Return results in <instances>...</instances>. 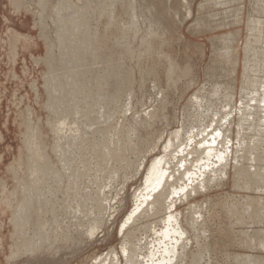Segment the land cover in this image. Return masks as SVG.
I'll return each instance as SVG.
<instances>
[{
    "label": "rangeland",
    "instance_id": "1",
    "mask_svg": "<svg viewBox=\"0 0 264 264\" xmlns=\"http://www.w3.org/2000/svg\"><path fill=\"white\" fill-rule=\"evenodd\" d=\"M91 1H92L91 3H93L94 5L88 3L90 7H92L90 8L91 9L90 13L92 12L94 13L92 14V17H90L89 22H91V24L93 25L91 30L92 32L94 30L93 34L95 35L93 36L95 37L97 43L95 42L94 37H92L93 40L91 39V41L88 42L89 44L87 43L85 45L83 44L75 45L76 47L75 46L72 47V51L69 52V48L67 51L68 45L65 42H63V40H61L63 39V33L61 32L63 29L69 31H71V29H74L72 24L70 25L68 24V22L70 23L71 22L73 23V21L76 22L75 21L76 18L73 19L74 17L67 18L62 16H66L67 14L68 17L69 15L70 16L75 15V17L77 16V18L83 17L81 13H78L79 12L78 7H76L77 9L75 8V5L77 3L78 5L81 4L79 0H66L67 3L65 7L66 9L64 8L59 13V17L60 15L62 17L61 21L63 25L61 23L58 26L55 24L56 21L54 22L52 14L50 13L52 0H46L45 3L43 4H40L39 0H0V264H90L91 257L97 256L101 253H105L110 247L113 246L118 247L119 240L121 238L119 234L120 226L125 216L131 211L133 205L132 203L133 198L130 196L140 186V183H142L144 172L147 166L149 165L150 160L154 158L156 155L159 156V154H161L160 153L161 151H159L161 150V146H162L161 143H163V141L166 139L168 133H171L172 131L179 129L180 123L182 125V123H186V121L189 122L193 120L194 119L193 117L197 114L198 110H196L197 109L196 103L191 100H188L191 99V97L193 96L192 94L197 90H199V88L204 83H207L206 86H208V88H212L214 84L217 83V81L220 84L229 82L232 79L231 78L232 76L236 79L235 101H234L235 103L233 105L234 106L238 105L240 80L243 72L244 46H245V39L248 35L247 21L248 19H252V20L259 19L261 21V24L264 22V14H262L260 10L261 7L262 9H264V0H220L221 6L219 8L213 7L212 4L213 0H185V1L137 0L139 5L137 11L138 18L135 19L134 23L138 25L137 30L139 29L138 30L139 32L137 33L129 32L128 34L124 35V34H120L121 29L119 27H118L119 29H117L116 28L117 26L116 27L107 26L106 28V25L108 23L107 22L108 17H106L105 15L100 17L99 15L100 14L99 12L103 10L102 7L104 6V4L106 5L108 0L103 1V3L102 0H91ZM207 1H209L210 4H208ZM70 2L71 3L73 2L74 4L72 3L73 4L72 5L70 4ZM200 3L203 5H201ZM97 6L99 7V9ZM123 6L124 5L115 6L112 16L116 15L115 18L119 20L132 21L131 18H129L128 13H126V11L122 8ZM214 11H218V12L221 11V16H223L221 18L222 20L221 24L220 23L217 24L215 22L213 16ZM187 12H189V14ZM76 13L82 16L78 17ZM95 13L99 15L100 21ZM141 16H143L144 18ZM94 18H97L98 20H95ZM68 19L71 20L73 19V20L66 21ZM199 19L202 21L200 22ZM197 20L199 21L198 25L196 22ZM63 21L67 23L69 27L72 28L70 29L67 26V24L66 25L64 24ZM77 21H80V19H78ZM149 23L155 25L152 28L153 30L156 31L157 29V34L155 37L152 36L150 38V43H149V39L145 36L146 29ZM64 26L67 29H65ZM56 30L58 31V33ZM59 30L61 31L59 32ZM54 31L56 32L55 34ZM228 33L229 35L231 34V37L233 35L237 38L236 42L229 46L231 50L230 48H227L222 42L223 37L225 35H228ZM59 36L61 37V39ZM255 36L257 37L260 36L261 38V35L259 34L258 35L255 34ZM142 37L147 39L148 43L147 42L142 43L140 41ZM57 41L59 43V46L61 47L58 46ZM92 41L96 44L91 43ZM113 42L115 43L118 42L117 43L118 47H116V49L114 46L115 43ZM95 45L96 46L98 45L97 49H99V51L95 50L96 48ZM92 46H95V48ZM68 47L71 48V46ZM78 47H80V49H78ZM85 47L87 48L89 47L88 49H90L91 52L94 49L95 52L98 54L97 57H95L96 54H94V52H92L93 55L90 56L91 55L90 51L88 52V50L84 49ZM255 47L262 48V46H259V43L258 45L256 44ZM62 48L67 51L69 56H67V53H65L64 50H62ZM51 49L52 51H50ZM73 49L76 50L74 54L71 53L74 52ZM128 49H130V52L128 51ZM58 50L61 52H59ZM84 50H86L87 54L88 53L89 54L87 55ZM56 51L59 52L60 55L57 54ZM100 52L102 53V55H100ZM262 52L264 53V50H262ZM80 53H83V55H81ZM132 53L134 54L132 55ZM53 54L58 59L54 58ZM61 54L62 56L63 54L67 56L65 57L66 59L64 58V56L62 57ZM70 54L73 55L77 54L80 56H73ZM226 54H229V57L230 56L236 57L234 74L231 76H230L231 67L230 65H227L225 61ZM131 55L134 58L131 57ZM49 56H52L54 60L51 57L50 59H47L49 58ZM100 56L101 58L103 57L104 59L108 57H113L114 59L112 60L113 64L112 63L111 64L112 65L117 64L116 68L117 71L119 72H115L116 71L115 65L114 68L113 67L112 68L114 69L115 72L114 74L116 75L117 73L118 75V76L116 75V77H120V78L113 80L116 83V85L119 84L120 81L121 83L123 81V84L120 83L121 87L120 84L116 86V89H118V91L116 89L113 90V88H111L112 86L110 85L106 84L108 87L105 86V83L107 82H105L104 80H103L104 83L102 82L103 78L102 77L100 78V76L102 75L100 73L110 70L109 65H111L110 62L112 61L108 59V63L106 65L107 60L100 61L102 60L99 59ZM79 57H81L82 59ZM86 57L87 58L89 57L90 59L89 58L83 59ZM75 58L76 60H74ZM77 59L78 60L80 59L79 62L83 61V63H79ZM94 59L100 62L99 63L95 62ZM260 59L263 61H261ZM102 62L105 63V66L103 65ZM256 63H257L256 76L258 80H263L264 54L259 57V60H257ZM88 64L89 66H87ZM97 64L99 65L96 68ZM101 64L102 67L104 66L102 68V70L104 71L100 69ZM51 65H54L55 67L54 66L48 67ZM92 65H94L95 67ZM90 66L92 67L90 68L92 69L91 71L89 69ZM86 67L89 69L90 74H92L91 72L94 71L93 73H95L96 77L94 74H93L94 77L92 75L89 76V72H87L88 70H86L87 69ZM70 68L71 71H69ZM93 68L96 69V72ZM170 68L171 69L173 68V72H174L171 75V77L168 76V71H169L168 69ZM49 70L51 71V73L49 72ZM214 70L216 71V74H213L211 76V73H213ZM97 71L100 72L99 73L100 76H98V78H97V74H98ZM71 73H74L73 77L68 76ZM48 74L52 76L49 77ZM65 75H67L68 78H71L72 81L69 79H65L63 80V83L59 88L56 87L58 79L60 78L63 79ZM93 78H94V82L92 80ZM209 78L211 79L208 81ZM50 79H52L53 81ZM87 81H89L91 84L89 82L87 83ZM74 82H76L77 85L79 86L77 87V89L74 90V93L70 94L68 97L71 88H73ZM96 82H98L100 86L98 85V83L96 84ZM48 84H53L55 87L53 85L52 86L56 90L62 88V94H65L68 97V100L66 97L67 101L64 102L65 104L64 107L66 109L71 110L72 108H75L74 106L78 107V105L79 106L81 105L79 107V110L82 112V109L86 105H90V104L92 105L95 102V100H96L95 103L97 105L94 106L97 107L99 105V108H94V106L93 107L91 106V108L97 109L95 114H97V111L98 114L99 112L100 114H102L103 118H101V120H98V123L102 122L99 123L100 125L99 124L97 125L96 123L97 121L96 118L97 117L99 118L100 116L98 114L96 115L97 117H95V120H94L95 114L94 116H91L92 119L90 118L89 114L86 117L84 116L81 122L83 124L81 123L79 124L80 127L79 134H82L83 136H85V138L88 137L87 141H85V144L89 143L87 147H90V145L92 144L91 145L92 147H90L91 149L89 148L90 151L88 153H86V150L83 151L85 156V158L83 157V159L89 161L91 160L90 159L91 156L94 157L98 155V153L97 154L95 153L96 155L93 154L94 144H96L94 146L96 149L98 148V152L100 149H102V146L104 145V147L109 150V155H107L108 154L107 153L105 155L102 154L103 156H100L99 153V155L96 156V158L94 157L96 160L93 157L91 158L96 162L98 158L99 160L100 157L103 158L102 161L100 160L101 164H99L100 168H102L101 170H105L104 166L108 162H109L108 164L111 163L110 168L108 164H107L108 168L106 166V169L110 170L109 172L111 173L106 171L107 173L105 174L104 173L105 171L103 172L101 170L98 173L95 172L97 170V167L95 168L96 164L93 160L90 161L94 166L95 170L93 169V171L90 172L89 180H85L86 183L84 181L83 185L85 183L86 189H88V191L90 192L89 194L90 196L91 195L94 196L97 194L98 197L94 196L97 198V199L95 198L94 201L90 199H89L90 201H87V205H88L87 206L88 208H86L87 212L88 210H89L88 213L94 212L93 214H91L92 217H94L95 215L97 216L98 213L96 212V210L98 208H96V206L98 205L95 204L97 203L96 200L98 201V203L101 200L103 201L102 198L98 200L101 194L94 193L95 190H98L96 192H100L104 189L103 187H105V189L103 190V192L105 191L104 194L107 193L108 195L107 194L106 195L109 198L110 197L111 198L110 201L109 198L106 200L105 205L108 204L107 206H104L106 211H103L104 209H102V213L105 212V214H103L105 216H103L101 212L98 214L104 218L102 219V217L100 216L102 219V223L100 225H102V227L100 226V229L98 228L97 229L98 231H96L95 235L92 236V238H95V241L93 242L92 245L85 247V249L79 251L80 253L77 252L76 254H74L75 256L67 255L65 256V258L64 255L57 256L54 258L46 256V258H41L39 259L40 261L35 262V259H32L33 257L31 258L28 257L30 254V250L28 249H30L31 247L30 246L31 242L35 241V239L37 240L38 237L53 238V239L54 237L64 238L65 235L62 234V229L65 228L63 231L64 233L66 232L65 238L69 233L70 234L72 233V235L70 234L68 235L70 238H72L73 236L75 237L77 236L76 238H78L79 234H80L79 238L81 237L83 238V236L84 238H91L90 236H87V234L83 235L84 233H82L81 235V231L78 230L79 226L77 222H75V219H73L74 220L72 221L73 223L70 221L72 218L67 215L68 209L65 206L66 205L64 201L65 195L63 194L64 185L62 186V183L58 186L59 190L54 191V193H50L49 189L44 187L43 182L39 183L40 185H38L37 189L35 188V183L34 185L32 184V182H36L37 179L36 175L39 173L40 165L43 164L42 160L45 161L44 163L49 165L44 174L45 179L47 181L49 180L50 186L55 184L50 176V173L52 172L53 168L57 166V159L55 154L53 153V147L56 142L57 136L54 129L52 128V125L54 122H57L58 116L52 113L48 108V103L51 97L50 89H47ZM96 85H98L99 87H97ZM92 86L95 89H93ZM104 86L106 88H104ZM89 87L95 93L92 92L93 94L92 93L90 94L89 92H91L92 90L89 89ZM102 88H104L105 90H102ZM110 89H112V91L114 92L116 91L117 92L115 93V95L113 94L114 92L112 93L113 96L111 98L113 100L112 103L111 102L108 103L107 101H105L108 104L107 106L105 103L100 102L101 97L98 96H100V94H104L106 90H108L107 92L109 91L111 92ZM56 90L54 92H56ZM121 91H123V93H121ZM87 92L88 94L86 95ZM97 93H99L98 96H96ZM127 94L128 95L131 94L130 100ZM92 95H94V97H92ZM90 97H92L91 99H93V101L90 100ZM114 97L118 101H116ZM127 97L129 102L127 100ZM109 104L110 107L114 104L116 106L114 105V109L112 107L109 108ZM126 104L128 105L127 108L129 107L128 108L129 110L126 109L125 106ZM102 105L106 106L107 111ZM129 105L132 108L131 110ZM191 106L194 109H192ZM100 107L101 110L105 109V111H99L98 109H100ZM116 107L117 109H115ZM108 108L110 109V112L111 110H113L114 113L111 112L112 115L108 113L109 112ZM118 108H120L121 110ZM94 109L92 110L94 111ZM115 110H117L118 112ZM93 111L89 113L93 115ZM148 112L150 114H148ZM107 113L111 117H108L109 115ZM145 113H147V116L148 115L152 116L153 114H156L157 117L151 119L152 123L150 122V120H145L143 118L137 117V116H143ZM114 114L117 115L115 116ZM107 117L111 119L107 120ZM123 117L127 120H124ZM102 119L106 123H104ZM134 119L137 120L136 124L133 123L135 122ZM90 120H93L95 122H93L92 125L91 123L89 125V123L88 122L86 123V121L90 122ZM138 120H140L141 122ZM118 121L121 122V123L119 122L120 123L119 125L117 123ZM144 121H147V123L146 122L144 123ZM127 122H131V123H127ZM109 123H111V125ZM80 125L82 126L86 125L88 128L87 127L85 128L84 126L82 127ZM108 125L111 126L110 129H107ZM113 125L114 126L117 125L118 127L117 126L114 127ZM120 125L122 128L120 127ZM130 125L132 126L130 127ZM90 126L94 128V131L93 129H91L90 131ZM105 126L107 128H104ZM126 126L129 130L127 133L125 131L127 130ZM112 127H114L115 130H117V128L119 129L118 131H115L116 137L114 136V132H113L114 130ZM132 127L137 129L139 134L136 132L135 129H134L135 131L133 129H131L130 131V128ZM101 128L107 129L108 132L107 130H105L106 132L105 131L102 132ZM83 129H85L86 131L84 132ZM98 129L99 130L101 129L100 130L101 132ZM120 130L123 132L121 133ZM82 131L86 133L87 136L84 135ZM119 131H120V135H118ZM132 131L136 133L134 132L132 133ZM90 132L92 133V135ZM110 132L111 134H109ZM107 133L109 134V137ZM101 134H103V136L105 134L106 135L105 137H107V139L101 136ZM126 134L130 136H127V138H125L126 136L124 135ZM136 135H139L141 139L143 138L142 141L140 137L139 136L137 137ZM110 136L111 137L114 136V137L111 138ZM118 136L121 139L118 138ZM132 136H134L133 137L134 140ZM91 138L93 139L92 141ZM100 138L101 141L99 145ZM116 138L119 139L118 143L116 142L117 141ZM105 139L106 142L102 141ZM111 139H113L114 141H112ZM127 139L128 141L131 140L130 143L127 142ZM137 139L140 141H138ZM155 142H157L158 145L157 149L155 151L152 150L153 152H149L148 149L154 146L156 144ZM132 143H134L136 146L134 144L132 145ZM112 144L114 146L118 145L117 147L118 148L120 147V149L117 148L118 149L117 151L116 147L114 148ZM122 144L125 146H122ZM130 144L133 147H137L141 151L139 152L137 148L131 147ZM253 146H254L253 144H250V140L246 139V145L244 144V150L242 154L241 166L237 168V170L240 172V176L242 177L241 180L243 181V184L245 183L244 186H247L248 188L247 187L240 188L234 186V182H232L234 180L233 178L234 170L231 167L228 180L220 183L217 182L211 190L203 193H199V195H194L188 202H184L179 205L180 211H182V213H184L185 216L187 215V210H188L187 208L189 207V204L200 203L199 205L202 206H205L206 204V208H210L211 222H212V224L210 225V230H211L210 236L216 239L215 243L213 244L214 250L212 251L213 253L211 255L212 259H210L212 260L213 264H228V263L233 264L234 263L233 260L231 259L230 261L231 257L229 258L226 255L250 253L249 252L250 249H246L245 247L241 248L240 245H237V243L240 244V242H242L243 244L249 245L250 242L249 239L247 238H254L252 236L253 229L254 230L264 229V222L258 223L257 221L255 222L252 219L250 220L249 218H244L243 220L239 221L234 215L231 216L230 214H228L225 208V206H229L232 202H235L236 200L237 201L239 200L242 203L244 201V198L245 201L248 202L249 200L246 199L255 198V196L261 197L264 200V189L260 188L261 184L258 180L259 177L253 175V169L254 168L259 169L260 165L264 164V144L259 149H256V151L255 149H253L254 148ZM121 147H123L127 152H124V150L122 151ZM38 149L43 153L42 160L36 158L35 156ZM119 150L122 153H120ZM260 150L261 153L258 154ZM111 152L118 156L116 155L114 156L113 154H111ZM117 152H119V154H117ZM87 154L89 157L87 156ZM110 155L111 157L109 158L111 159L109 161L107 160V163L105 164L106 159H109L108 156ZM126 156L130 158L126 160L125 159ZM112 157H114V159ZM119 160H121L120 163H118ZM125 162L127 163V165H125L126 164ZM128 162L132 163L131 164L132 167L130 168L131 170L128 169L127 167V166L130 167L129 165L130 163L128 164ZM250 163H252L253 166L250 165ZM251 166L253 168H251ZM122 168H124L125 170H123ZM112 172L113 173L115 172L114 175L112 174ZM131 172H133V174ZM93 175L96 176L97 178L94 177ZM107 176L108 177L111 176L110 179H108ZM113 176H115V178L117 176L118 177L117 180L116 179L112 180ZM95 180H96L95 183L97 184L93 182ZM97 180L99 182H97ZM110 180L112 182L115 180V182L113 183L109 182ZM87 181L89 185L87 184ZM107 181L109 183H107ZM104 184L106 185L102 186ZM232 184L234 187L232 186ZM85 185L82 186L81 189L82 193H84L83 189L85 188L83 187H85ZM99 187H100V191H99ZM40 188H42V190ZM134 188L136 189L134 190ZM38 190H40L39 191L40 193L42 191V193L39 194ZM26 191L29 194H27ZM88 191L86 190V192ZM91 192L94 194H91ZM112 196L114 197L113 199ZM36 197L39 198L41 197L40 199H42L43 202L47 200L46 205L42 203L43 205H41L40 208L41 210L35 207L34 201ZM119 197H122L123 199L125 198L124 201L122 202L123 207L122 209H120V211L119 209H117L119 206V200H120ZM76 198H78V196ZM76 198L72 200L71 207L73 206L74 208H76L77 205L76 206L74 205L76 203H79L80 199L79 198L76 199ZM74 200H77L78 202L77 201L74 202ZM73 202L75 204H73ZM110 205L111 207H109ZM244 205L245 204L243 203L241 208L242 207L244 208ZM90 208H92V210ZM18 211L20 212L19 214ZM203 212H205L204 209ZM206 214L204 213V215ZM67 216L70 218H68ZM96 216L95 218L99 217ZM89 217L90 216H88L85 219L83 218L84 222ZM187 218L189 219L188 216ZM68 221L69 224L67 223ZM42 223L44 224L43 227L41 225ZM63 223L64 224L66 223L65 224L66 226L64 228H63L64 226ZM67 224L69 225V227L67 226ZM72 224H73V229L71 230ZM74 224L76 228L78 227L77 232L75 230L76 228H74ZM56 226L59 229L60 226H62L61 230H59ZM58 232L61 234H58ZM246 232H248L249 234L251 233V236L246 234ZM52 245L55 246L56 244L55 245L52 244ZM23 250L25 252H23ZM14 253L16 255H13ZM256 254L264 255V251L257 252ZM62 258H64L63 261Z\"/></svg>",
    "mask_w": 264,
    "mask_h": 264
},
{
    "label": "bare ground",
    "instance_id": "2",
    "mask_svg": "<svg viewBox=\"0 0 264 264\" xmlns=\"http://www.w3.org/2000/svg\"><path fill=\"white\" fill-rule=\"evenodd\" d=\"M45 1L46 0H39V3L43 4V3H45ZM79 1L81 4L78 5L79 2L77 1L78 3L76 4L77 6L75 5V8L78 7L79 12L77 10L76 11L78 13H81L83 15V17L77 18V16L75 17V15H73V16L69 15V17H68L66 13H64V14H66V16H62V17H67V18H70V17L73 18L74 17L73 19L76 18L77 20L80 19V21H77L75 19L76 22L73 21V23L68 22V24H70V25L72 24L74 29H71L72 27H69L68 24L63 21L65 25L67 24V26L71 29V31L63 29L64 31L62 30V32H61V33H63V39H61L60 36L59 37L68 46H71V48L67 46V51L69 48V52L72 51V47H74L75 45L87 44L88 42L91 41V39L93 40L92 37H94L93 35H95V34H93L94 30H93V32L91 30L93 25L91 24V22H89L90 17H92V14L94 13L92 11H91L92 13H90V10H91L90 8H92V7H90V5L88 4V3H91L92 1L91 0H90V2H89V0H79ZM103 1H105V0H102V3H103ZM182 1H185V0H182ZM207 2H208V4H210L209 1H207ZM72 3L70 2V4H72ZM66 4H67L66 0H52V2H51L50 13L52 14L54 22L56 21L55 24L57 26L62 23V21H61L62 17H61V15L59 17V13L66 7ZM212 4H213L214 8H216V7L219 8L221 6V1L220 0H213ZM91 5H94V4L91 3ZM117 5H120V6L124 5L122 8L126 11V13H128L129 18H131L132 21L119 20V19L115 18L116 15L112 16L114 8ZM201 5H203V4H201ZM138 7H139V5H138L137 0H108L106 5L104 4V6L102 7L103 10H101V12H99L100 14L99 13L98 14L100 15V17L103 15L108 17V21H107L108 23L106 25V28H107V26L108 27H110V26L116 27L117 26L116 27L117 29H119V28L121 29L120 34H124V35L128 34L129 32L137 33V32H139L138 31L139 29L137 30L138 25L134 22H135V19L138 18V15H137ZM95 8H96V6H95ZM95 8H94V10H95ZM98 9H99V7H98ZM71 10H72V8H71ZM260 10H261V13L264 14V9H262V7L260 8ZM78 13H76L78 15V17L82 16ZM101 13H103V14H101ZM187 13L189 14V12H187ZM68 14H69V12H68ZM190 14H191V12H190ZM96 15H94V16H96ZM99 15H97V16H98V19L100 21ZM213 16H214L215 22L217 24H219V23L221 24V22H222L221 18L223 17V16H221V11L220 12L214 11ZM141 17H143V16H141ZM94 19L98 20L97 18H94ZM94 19H92V20H94ZM64 20H65V18H64ZM69 20H71V19H68L66 21H69ZM41 21H42V19H41ZM201 21L202 20H200V22ZM94 22H97V21H94ZM196 22L198 25L199 21L197 20ZM263 24H264V22L261 24V21L259 19H254V20L248 19V21H247L248 35L245 39L243 72H242V77L240 80L238 105H236V106L233 105L235 103L234 101H235V88H236V85H235L236 82L235 81H236V79L231 76L234 74V69H235V65H236V57H232V56L229 57V54H226L225 61H226L227 65H230V67H231L230 76L232 79L230 78L231 80L229 82L223 83V84H220L217 81V83H215L212 88H208V86H206L207 83H204L199 88V90H197L196 92H194L192 94L193 96L191 97V99H188V100H191V101L196 103V105H197L196 110H198L197 114L193 117L194 118L193 120H191L189 122L186 121V123H182V125L180 123L179 129H176V130L172 131L171 133H168L166 139L165 140L163 139L164 141H163V143H161V145H162L161 150H159V151H161L160 152L161 154H159V156L156 155L154 158H152L150 160V163L147 166V168L145 167L146 170H145L143 178H142V183H140L139 187L137 186L138 187L137 189L134 188V190L135 189L136 190L130 196L133 198L132 199L133 205H132L131 211L125 216V218L122 221V224L120 226L119 234H120L121 238L119 240L118 247H116V246L110 247L105 253H101L97 256L91 257L90 258V264H213L212 260H210V259H212L211 255L213 253L212 251L214 250L213 244L215 243L216 239L212 238V236H210L211 235L210 225L212 224L210 208H206L205 203H204L205 206L199 205L200 203L199 204H189V207L187 208L188 209L187 215L185 216V214L182 213V211H180L179 205L181 203L188 202L192 198V196H194V195H199V193H203V192L211 190L217 182L220 183V182H224V181L228 180L231 167L234 170V173H233L234 180L232 181V182H234V186L240 187V188L247 187V186H244L245 183L243 184V181L241 180L242 177L240 176V172L237 170V168L241 166L244 144L246 145V139H249L250 144L254 145L253 149H255V151H256V149H259L264 144L263 143V141H264V79L258 80V78L256 76V74H257V66H256L257 63L256 62H257V60H259V57L264 54L262 52V50H264V25ZM62 25H63V23H62ZM201 25H204V24H201ZM154 26L155 25L149 23L147 26V29H149V30L146 29V35L145 36L149 39V43H150V38L152 36L155 37L157 34V29H156V31L152 29ZM199 27H200V25H199ZM61 28H63V27H61ZM65 29H67V28L65 27ZM60 31L61 30H59V32ZM55 33L56 32L54 31V34ZM57 33H58V31H57ZM143 34H145V33H143ZM231 34L229 35V33H228V35H225L222 39L223 44L227 48H230L229 46L231 44L235 43L237 40V38L235 36L232 35V37H231ZM255 34L261 35V38H260V36L259 37L255 36ZM157 38H158V36H157ZM55 39H56V37H55ZM94 39H95V37H94ZM140 41L142 43H146L147 39L142 37ZM95 42H96V39H95ZM57 43H58V41H57ZM91 43H94V42L92 41ZM96 43H94V44H96ZM113 43H115V42H113ZM117 43L118 42H116L114 44L115 49H116V47H118ZM258 43H259V46H262V48H256L255 47L256 44L258 45ZM62 44H60V45H62ZM58 46H59V43H58ZM95 46H92V47L95 48ZM59 47H61V46H59ZM97 47H98V45L96 46L95 50L99 51V49H97ZM88 48L85 47L84 49L88 50V52H89L90 49H88ZM128 48H129V46H128ZM74 49H76V48H74ZM78 49H80V47H78ZM100 49H102V48H100ZM130 49H128L129 52H130ZM62 50H64V49L62 48ZM82 50H83V47H82ZM86 50H84V51L87 54ZM95 50L93 49L92 52H94V54H96L95 57H97L98 54L95 52ZM230 50H231V48H230ZM236 50H237V48H236ZM50 51H52V49ZM67 51L64 50L65 53H67ZM75 51L76 50H74V52H71V53L74 54ZM126 51H127V49H126ZM59 52H61V51H59ZM59 52H57V54L60 55ZM92 52L90 51V53H91L90 56L93 55ZM83 53H80V54L83 55ZM73 54H70V55H73ZM133 54L134 53H132V55ZM100 55H102L101 52H100ZM132 55H131V57H133ZM53 56H54V54H53ZM61 56H62V54H61ZM63 56L65 58L69 55L67 53V56H65L64 54H63ZM73 56H80V55L75 54ZM110 56H112V55H110ZM50 57L52 58V56H49V58H47V59H50ZM54 58H57V57L54 56ZM76 58H78V57H76ZM76 58L74 60H76ZM79 58H81V57H79ZM88 58L86 57L83 59H88ZM99 59H102L100 61H103V60L106 61L107 60L106 65L108 63V59L111 61L114 60L113 57H108V58L104 59L103 57L101 58V56L99 57ZM60 60H62V59H60ZM79 60L77 59L78 62H79ZM62 61H64V60H62ZM91 61H89V62H91ZM261 61H263V60H261ZM78 62H77V65H78ZM95 62H98V61L95 60ZM75 63H76V61H75ZM79 63H83V61H81ZM84 63H85V61H84ZM111 63L113 64V61L110 62V64ZM112 64L109 65L110 70H108L106 72L104 70H102V68L105 66V63H103V65H104L103 67L101 64L100 69L104 72L100 73L97 71V73H98L97 78H98V76H100V74H102L100 76V78L101 77L103 78L102 82L104 80L105 82H107V83H105V86L110 85V86H112L111 88H113V90H114V89H116V86L121 83V81L117 85L114 82L113 79H118L120 77H116L117 73H116V75L114 74L115 72H119V71H117V68H116L117 64H114L115 69H116L115 72L113 69L114 65H112ZM98 65L99 64L96 65V68ZM52 66H54V65H51L48 67H52ZM84 66H86V65H84ZM84 66H82V67H84ZM87 66H89V64ZM92 66H94V65H92ZM75 67H76V65H75ZM90 68H92V67L90 66L89 69ZM74 69H76V68H74ZM89 69L88 68L86 69V70H88L87 72H89ZM91 70L92 69H90V71ZM94 70L96 72V69H94ZM168 70H169L168 76L171 77V75L174 73L173 68L172 69L170 68ZM69 71H71V68ZM49 72L51 73L50 70H49ZM93 72L94 71L91 72L92 74H90V72H89V76L92 75L94 77L95 73H93ZM121 73H122V71H121ZM213 74H216L215 70L213 71V73H211V76ZM48 75H49V77L52 76L50 74H48ZM68 76L73 77L74 73H71ZM68 76L65 75V77L63 79L62 78L58 79L56 87L59 88L61 86V84L63 83V80H65V79H69L72 81V79L68 78ZM76 76H77V74H76ZM53 77H54V75H53ZM95 77H96V75H95ZM208 77H209V75H208ZM210 79L211 78H209L208 81ZM50 80H52V79H50ZM92 80L94 82V78ZM89 81H87V83ZM98 82H96V84ZM99 83H98V85H99ZM121 84H123V81ZM121 84H120V87H121ZM52 85L53 84H48V88H47V89H50V93H51L50 101L48 103V108L52 113H54L58 116L57 122H54L52 125V128L54 129L56 136H57L56 142H55L54 147H53V153L55 154L56 159H57V166L53 168L52 172L50 173V176L56 185L53 183L54 185L50 186L49 180L47 181L44 177V174H45L49 165L44 163L45 161L42 160L43 153L39 149L36 152L35 156H36V158H39L40 160H42L43 164L40 165L39 173L36 175V177H37L36 182H32V184L34 185V183H35V188L37 189L38 185H40L39 183L43 182L44 187L48 188L50 193H54V191L59 190L58 186L62 183V186L64 185V190H63L64 192L63 191L62 192L65 195V200H64L65 204H66L65 206L68 209L67 215L72 218L70 221L72 222V221H74L73 219H75V222H77V224L79 226L78 230L81 231V235H82V233H84L83 235L87 234V236H90L91 238H84V236H83V238L82 237L79 238L80 234H79L78 238H76L77 236L76 237L73 236L75 238H73V237L70 238L68 236L70 233L67 235V237H69V238H67V237L65 238L66 232L64 233L63 231L65 229L64 227L66 226L65 225L66 223L65 224L63 223L64 229H62V234L65 235L64 238L63 237L62 238H55L54 237V239H53V238H42V237L39 238L38 237L37 240L34 238L35 241L31 242V244H30L31 247H30V249H28V250H30V254L28 257L29 258L33 257L32 259H35V262L40 261L39 259H41V258H46V256L54 258L57 256L64 255V258H65V256H67V255H74L77 252L85 249V247L92 245L93 242L95 241V238H92V236L95 235L96 231H98L97 230L98 228L100 229V226L102 227V225H100V224L102 223V219L104 218L98 214L100 212L102 215L105 214V212L102 213V209H104L103 211H106L104 206L108 205V204L107 205H105V204H106V200L109 198L107 196L108 194L107 193L104 194L105 191L103 192L105 187H103L104 189L102 191H100V187H99L100 192H96L98 190H95L94 193H98V194L100 193L101 196L99 195L100 198L98 200H100L102 198L103 201L101 200L98 203V201L96 200L97 203H95V204L98 205V206H96V208H98L96 210V212L98 213L97 216H99V217L101 216L102 219H101V217L100 218L98 217L99 219L95 218L96 215L94 217H92L91 214H93L94 212L88 213L89 210L87 212V209H86V208H88L87 207L88 206L87 201H90V200L94 201V199L96 197H98V195L97 194L94 195L96 197H94L92 195L90 196L89 195L90 192L88 191V189H86V185H85L86 181L85 180H89L90 172L93 171L94 166L90 162L93 160L91 158L93 156L90 157L91 160H89V161L84 160L83 157L85 158V156H84L83 151L86 150V153H88L90 151L89 148L92 147L91 146L92 144L90 145V147H87L89 143L85 144V141H87L88 137L85 138V136H83L82 134H79L80 133L79 132V130H80L79 124L82 122L84 116L86 117L88 114H89L90 118H91V116H94V114L96 113V110H97L94 108H99V105L97 107H95L97 105L95 103L96 102V100H95V102H94L95 104L93 103L92 105L91 104L86 105L82 109V112L79 110V107L81 105L80 106L78 105V107L74 106L75 108H72L71 110L66 109L64 107L65 106L64 102L68 100L69 95L73 94L74 90L77 89V87L79 85H77V83L74 82L73 88H71V91L69 92L68 97L65 94H62V88L56 90L54 88L55 86L53 85L54 86L53 87ZM98 85H96V86L99 87L100 85L99 86ZM105 86H104V88H106ZM92 88L95 89L93 86H92ZM104 88H102V90H105ZM89 89H91V88L89 87ZM55 90H56V92H54ZM110 90H111V92L110 91L107 92L108 90H106L105 91L106 93L104 92V94H100V96H98L99 93L96 94V96L101 97L100 102L105 103L107 106H108L107 102L112 103V101H113L111 98L113 97L112 93L114 91H112V89H110ZM116 90L118 91V89H116ZM88 92L86 93V95L88 94ZM92 92H94V91L92 90L89 93L91 94ZM116 92H114L113 94L115 95ZM121 93H123V91H121ZM78 95H79V93H78ZM130 95L127 94V96H129V100H130ZM66 97H67V100H66ZM86 97H89V96H86ZM92 97H94V95H92ZM92 97H90L91 101H93V99H91ZM114 99H115V97H114ZM80 100H83V99H80ZM127 100H128V97H127ZM129 100H128V102H129ZM105 101H107V102H105ZM116 101H118V100H116ZM71 103H72V101H71ZM82 103H83V101H82ZM189 103H191V102H189ZM88 104H89V102H88ZM127 104L125 105L126 109L129 108V107L127 108V106H128ZM114 105L111 106L113 109H114ZM91 106L92 107L94 106V108H91ZM101 107H100V109H98L99 111H105V109L107 111L106 106H103L105 108L103 110H101ZM111 107L109 104V108H111ZM109 108H108V110H109L108 113L110 115H112L111 112L112 113H114V112H113V110H111V112H110ZM92 109H94V111ZM115 109H117V107ZM118 109H120V108H118ZM131 109L132 108L130 106V110ZM192 109H194V108L192 107ZM91 111H93V115L91 113H89ZM115 111H117V110H115ZM149 112H148V114H150ZM195 113H196V111H195ZM97 114H98V111H97ZM97 114H95L94 120H95V117H97L96 116ZM98 115H100V116H99V118L97 117L98 119L96 118L97 125L99 123H102V122L98 123V120H101V118H103V116H102V114H100V112ZM110 115L108 117H111ZM108 117H107V120L111 119ZM124 117H123V119L127 120ZM137 117L143 118L145 120H150V122L152 123L151 119L157 117V115L153 114L152 116H149V115L147 116V113H145L143 116H137ZM164 120H166V119H164ZM134 121L135 122H133V121L132 122L136 124L137 120L134 119ZM138 121H140V120H138ZM87 122L89 123V125H90V123L92 125V123L95 121L90 120V122L86 121V123ZM119 122L120 121L117 122L118 125L121 123V122L120 123ZM145 122L147 123V121H144V123ZM50 123H52V122H50ZM104 123H106V122L104 121ZM127 123H131V122H127ZM81 124H83V123H81ZM109 124L111 125V123H109ZM86 125L85 126L83 125V126L86 128L87 127ZM137 125H139V124H137ZM80 126H82V125H80ZM115 126H117V125H115ZM131 126L132 125H130V127ZM94 127H97V126H94ZM110 127L111 126L108 125V128L106 126L104 128L110 129ZM114 127H112V128L114 130L113 132H114V136H115V131H118L119 129L117 128L118 126L116 127L117 130H115ZM120 127H121V125H120ZM98 128H100V127H98ZM104 128H101L102 130L101 129L100 130L102 132L107 130ZM126 128H127V126H126ZM91 129H93V131H94V128L90 126V131H91ZM131 129L134 130L135 128H133V127L130 128V131H131ZM83 130H84V132L86 131L85 129H83ZM135 130L139 134L137 129H135ZM120 131L118 132L119 133L118 135H120ZM125 131L127 133L129 131L128 128ZM134 131H132V133ZM107 132H108V130H107ZM122 132L123 131H121V133ZM136 132H134V133H136ZM129 133H131V132H129ZM109 134H111V132ZM109 134L107 133L108 137H109ZM84 135H86V133H84ZM91 135H92V133H91ZM101 136H103V134H101ZM105 136L106 135L104 134L103 137H105ZM114 136H112V137H114ZM124 136H126L125 138H127V136H130V135L126 134ZM136 136L138 137L139 135H136ZM136 136H135V139H136ZM89 137H91V136H89ZM133 137L134 136H132V138ZM92 138H91V141L93 140ZM95 138H97V137H95ZM105 138L107 139V137H105ZM118 138H120V137L118 136ZM118 138H116L117 141L115 140L117 143L119 140ZM106 139L102 140V141L106 142ZM113 139H111V140L114 141ZM140 139H141V137H140ZM142 139H141V141H142ZM133 140H134V138H133ZM157 140H158V137H157ZM100 141H101V138L99 140V145H100ZM130 141L131 140L128 141V139H127L128 143H130ZM138 141H140V140H138ZM157 142H155L156 144L154 143L155 144L154 146H152L150 148L148 147L149 152H153L152 150L155 151L157 149V146H158ZM144 143H145V141H144ZM133 144L134 143H132V145ZM140 144H141V142H140ZM94 145H96V144H94ZM94 145H93V154L98 153V155H99V153H100V156H103V155L108 153L107 155H109V150L107 148H105L104 145L102 146L103 150L100 149L99 152H98V148L96 149ZM132 145H131V147H133ZM117 146L113 145V147L114 148L116 147V149L118 148ZM119 146H120V144H119ZM122 146H125V145L122 144ZM127 147H130V146H127ZM121 148H122V151L124 150V152H127L123 147H121ZM133 148H137V147H133ZM118 149H120V147ZM118 149H117V151H118ZM101 150H102V152H101ZM132 151H131V153H132ZM140 151L141 150H139V152ZM119 152H120V150H119ZM119 152H117V154H119ZM120 153H122V152H120ZM259 153H261V150L258 152V154ZM90 154H92V153H90ZM111 154H113L114 156L116 155L112 152H111ZM148 154H150V153H148ZM252 154H253V152H252ZM258 154H256V155H258ZM98 155H96V156H98ZM126 155H128V154H126ZM87 156H88V154H87ZM96 156H94V157L96 158ZM116 156H118V155H116ZM134 156H136V155H134ZM109 157H111V155L108 156V158ZM112 158L114 159V157H112ZM128 158H130V157L126 156L125 159L127 160ZM87 159H89V158H87ZM110 159L111 158L106 159V162L104 160L105 164L107 163V160L109 161ZM95 160H93L96 164L95 168L97 167V170H98V171L96 170L95 172L98 173L102 169V168H100L99 164H101V161L103 160V158L100 157L101 161L99 160V158H98L97 162ZM120 161L121 160H119L118 163H120ZM123 162H124V160H123ZM130 162H128V164ZM102 164H103V162H102ZM107 164L105 166L103 164L105 170H101L103 172L105 171L104 172L105 174L107 173L106 171H108V172L110 171V170L106 169ZM110 164H108L109 168H110ZM131 164L132 163L129 164L130 167L127 166L128 169H130L132 167ZM58 165H59V168H58ZM125 165H127V163ZM248 165H249V163H248ZM250 165L253 166L252 163H250ZM108 166H107V168H108ZM252 166H251V168H253ZM120 167H122V166H120ZM248 167H250V166H248ZM119 169H121V168H119ZM122 169L125 170L124 168H122ZM120 171H122V170H120ZM138 171H139V169H138ZM109 173H111V172H109ZM114 173L112 172L113 175H114ZM131 173L133 174V172H131ZM31 175H32V173H31ZM253 175L259 177L258 180L261 184L260 188L264 189V164L260 165L259 169L254 168L253 169ZM94 177H96V176H94ZM110 177H108V179H110ZM125 177H127V176H125ZM130 177H131V175H130ZM117 178H118L117 176H116V178H115V176H113L112 180L113 179L117 180ZM91 180H94V179H91ZM91 180H90V182H91ZM84 181H85V183H84L85 187H83V188H85L89 193L86 192L85 189H83L84 193H82L81 189H82V186H84L83 185ZM93 182L95 183L96 180ZM97 182H99V181L97 180ZM109 182H112V181L110 180ZM109 182L107 181V183H109ZM113 182H115V180ZM112 183H111V185H112ZM87 184H88V181H87ZM95 184H97V183H95ZM95 184H93V185H95ZM33 185H32V187H33ZM98 185H99V183H98ZM105 185L106 184H104L102 186H105ZM116 185H118V184H116ZM102 186H101V189H102ZM232 186H233V184H232ZM35 188H33V189H35ZM42 188H40V189L42 190ZM91 189H92V187H91ZM39 191L40 190H38V192ZM122 192H123V189H122ZM41 193H42V191H41ZM41 193L39 192V194H41ZM94 193L91 192V194H94ZM116 193H115V195H116ZM27 194H29V193L27 192ZM77 196L80 199L79 203L75 204L74 202L77 200H74L73 204H75L74 206H76V205L77 206H76V208H74L73 206L71 207L72 200L75 199ZM40 198L36 197L35 201H34L35 207L39 208V209L41 208V205H43L42 203H44L46 205V201H47L46 200L45 202H43L42 199H40ZM71 198H72V200H71ZM78 198H76V199H78ZM110 198H109V201H110ZM113 198L114 197L112 196V199ZM119 198H120L119 206H118V208L117 207L116 208L119 209V211H120V209H122V207H123L122 202L124 201L125 198L124 199L122 197H119ZM29 199H30V197H29ZM246 200H249V202L245 201V198H244V201L242 203L239 200L232 202L229 206H225L226 211L231 216L234 215L237 218V220H239V221L243 220L244 218H249L250 220L252 219L255 222L257 221L258 223L264 222V200L258 196L257 197L255 196V198H249ZM243 203L245 204L244 208L243 207L241 208ZM29 204H30V202H29ZM109 207H111V205ZM203 207H205V208H203ZM90 209L92 210V208H90ZM117 209H115V210H117ZM203 209L205 212H203ZM19 213L20 212L18 211V214ZM204 213L205 214L207 213V214L204 215ZM80 215H82V216H80ZM88 216H90L92 219L89 217L88 219H86L87 221L85 220V222H84L83 218L85 219ZM103 216H105V215H103ZM187 216L189 217V219L187 218ZM70 217H68V218H70ZM67 219H65V220H67ZM54 220H56V219H54ZM67 223L69 224V221ZM109 223H111V222H109ZM68 224H67V226L69 227ZM41 225L43 227L44 224L42 223ZM46 227H47V225H46ZM61 228H62V226H60V229L59 228L58 229L61 230ZM74 228H76L75 224H74ZM77 228L75 229L76 232H77ZM72 229H73V224H72L71 230ZM31 233H33V232H31ZM58 234H61V233L58 232ZM246 234L251 236V233L249 234L248 232H246ZM70 235H72V233ZM75 235H77V234H75ZM252 236L254 238H247V239H249V242H250L249 245L243 244L242 242H240V244H238L236 242L237 245H240L241 248L245 247L246 249H250L249 250L250 253L226 255L229 258L231 257L230 261L232 259L234 262L233 264H264V255L256 254L257 252L264 251V229L263 230L262 229L254 230L253 229ZM28 244H29V242H28ZM52 244H54V245L56 244V245L53 246ZM212 247H213V249H212ZM49 249H51V250H49ZM23 252H25V251L23 250ZM21 253H22V251H21ZM13 255H16V254L14 253ZM13 257H11V258H13ZM71 257H73V256H71ZM64 258H62V261L64 260ZM42 260H44V259H42ZM228 264H231V263H228Z\"/></svg>",
    "mask_w": 264,
    "mask_h": 264
}]
</instances>
